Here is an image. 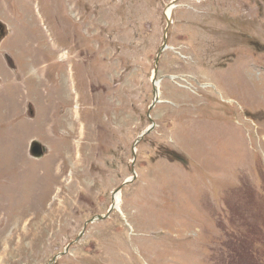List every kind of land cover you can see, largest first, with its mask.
I'll return each mask as SVG.
<instances>
[{
	"label": "rangeland",
	"instance_id": "1",
	"mask_svg": "<svg viewBox=\"0 0 264 264\" xmlns=\"http://www.w3.org/2000/svg\"><path fill=\"white\" fill-rule=\"evenodd\" d=\"M173 1L0 0V264H264V0Z\"/></svg>",
	"mask_w": 264,
	"mask_h": 264
},
{
	"label": "water",
	"instance_id": "2",
	"mask_svg": "<svg viewBox=\"0 0 264 264\" xmlns=\"http://www.w3.org/2000/svg\"><path fill=\"white\" fill-rule=\"evenodd\" d=\"M175 3H173L171 6H173ZM170 23V22H168ZM167 48V37H165V41H164V44H163V47L161 48L160 50V53H159V56L158 58L156 59V68H155V74H154V79H153V85H154V93H155V100L154 102L152 103L151 107H150V111L154 108V106L156 105L157 102H159V99H158V95H159V90H158V87H157V83L158 80L156 79L157 76H158V68H157V64H158V61H159V57L161 55V53ZM148 117L150 118V120L152 121V118H151V114L150 112L148 113ZM155 128V124L152 122V125L141 135L140 139L138 141H136V144L139 143V141L141 139H143V137L147 134H150ZM135 153V151H133ZM46 153V148L42 145L41 142H39L38 140H33L30 144V155L36 159H40L42 158ZM130 180L126 181L125 184L129 183ZM121 190L118 189L116 191V193H118L119 191ZM116 207V204L114 203L111 207V210L110 212ZM109 212V213H110ZM105 217L103 216H98V217H95L93 218L90 222H93V221H96V220H103ZM85 231H83L81 234H80V237H82L84 235ZM66 251H68V248L66 249ZM65 251V252H66ZM56 259V258H55ZM54 259V260H55Z\"/></svg>",
	"mask_w": 264,
	"mask_h": 264
},
{
	"label": "bare ground",
	"instance_id": "3",
	"mask_svg": "<svg viewBox=\"0 0 264 264\" xmlns=\"http://www.w3.org/2000/svg\"><path fill=\"white\" fill-rule=\"evenodd\" d=\"M166 13L170 17V14H171L170 9H168V11ZM128 180H130V179H128ZM117 194L114 196L115 204H117V200L119 199V194L118 195Z\"/></svg>",
	"mask_w": 264,
	"mask_h": 264
},
{
	"label": "flooded vegetation",
	"instance_id": "4",
	"mask_svg": "<svg viewBox=\"0 0 264 264\" xmlns=\"http://www.w3.org/2000/svg\"><path fill=\"white\" fill-rule=\"evenodd\" d=\"M1 26V25H0ZM3 28V29H2ZM0 28V37L3 35L4 33V27Z\"/></svg>",
	"mask_w": 264,
	"mask_h": 264
}]
</instances>
